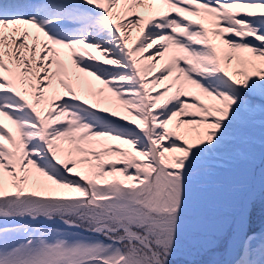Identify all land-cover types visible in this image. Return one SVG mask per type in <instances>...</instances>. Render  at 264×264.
<instances>
[{
    "label": "snow or ice",
    "instance_id": "snow-or-ice-1",
    "mask_svg": "<svg viewBox=\"0 0 264 264\" xmlns=\"http://www.w3.org/2000/svg\"><path fill=\"white\" fill-rule=\"evenodd\" d=\"M0 264H264V0H0Z\"/></svg>",
    "mask_w": 264,
    "mask_h": 264
},
{
    "label": "bare ground",
    "instance_id": "bare-ground-1",
    "mask_svg": "<svg viewBox=\"0 0 264 264\" xmlns=\"http://www.w3.org/2000/svg\"><path fill=\"white\" fill-rule=\"evenodd\" d=\"M135 35V32H133V36Z\"/></svg>",
    "mask_w": 264,
    "mask_h": 264
}]
</instances>
